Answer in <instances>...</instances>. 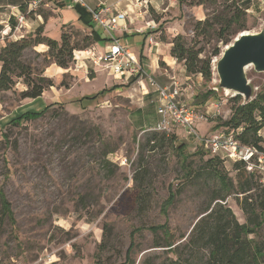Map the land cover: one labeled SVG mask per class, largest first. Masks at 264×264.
<instances>
[{
    "label": "rangeland",
    "instance_id": "1",
    "mask_svg": "<svg viewBox=\"0 0 264 264\" xmlns=\"http://www.w3.org/2000/svg\"><path fill=\"white\" fill-rule=\"evenodd\" d=\"M35 1L27 0L30 6ZM42 1L34 8V15L26 19L25 37L45 23L44 35L60 42L62 33H68L79 47L68 69L45 57L48 51L45 45L25 53L24 61L32 67L34 76L53 82V87L47 88L42 97L23 100L21 93L27 86L22 79L16 80L13 90L0 93V190L11 204L16 221L13 226L7 220L1 221L0 216V264H98V261L144 264L147 258L154 256H157L155 263L159 264L164 259L165 249L154 248L153 234L143 230L132 237V232L167 223L177 242H185L212 193L221 191L219 179L207 172L210 170L205 166L210 159L218 157H212L205 150L199 155L202 142L180 129L174 132L177 137L174 144L166 141L155 148L147 145V139L161 119L158 114L161 98L156 87L147 79L142 86L137 80L132 82L135 77L115 80L108 70L94 63V59L105 54L109 44L97 40V36H108L97 32L96 26H84L72 0ZM96 1L86 0L91 8ZM14 4L10 3L4 11L9 12ZM30 6L27 9H31ZM177 6L164 14L169 19L163 27L149 28V35L162 49L177 35H183L191 43L194 24L221 11L210 5L181 7L178 3ZM241 6L245 11L241 20L244 28L236 27L232 41L242 32H264V0H242ZM149 14L146 21L163 17L151 8ZM10 35L6 41H15ZM162 36L166 37L165 42L161 41ZM89 39L94 40L88 48L82 49ZM121 43L139 57L144 37L131 35L121 39ZM200 46L210 56L216 47L222 52L226 45L213 36ZM143 55L152 62L147 43ZM164 56L170 61L171 54ZM218 58L212 57L211 81L201 76H190L187 81L184 65L178 61L172 71L165 59L159 61L161 70L157 72L146 67L148 75L161 87L169 84L168 71L171 72L180 84L181 100L184 97V102L199 113H206L212 104L222 103L219 112L212 109L206 113L208 121L195 125L202 139L214 131L216 123L230 118L231 99L236 96L227 94L219 86L215 69ZM247 79L254 98L264 90V72L250 67ZM114 86L119 88L104 93ZM241 97L246 100V96ZM50 105L52 109L43 118L7 127L11 119L28 111H42ZM259 135L264 139V128ZM181 145L185 147L180 151ZM107 151H111L106 154L111 165L103 166ZM180 153L189 157L188 163L194 171L188 178ZM233 164L234 161L228 159L217 167L222 175L234 181ZM141 184L147 185L145 189L151 195L145 208L136 204L137 188ZM170 187L177 196L165 218L161 209ZM236 200L237 194H232L226 203L239 223L244 224L246 217ZM182 237L184 239L179 241ZM257 240L264 241V227ZM103 242L107 250L101 254L99 247ZM132 243L130 262L126 263V253Z\"/></svg>",
    "mask_w": 264,
    "mask_h": 264
},
{
    "label": "trees",
    "instance_id": "2",
    "mask_svg": "<svg viewBox=\"0 0 264 264\" xmlns=\"http://www.w3.org/2000/svg\"><path fill=\"white\" fill-rule=\"evenodd\" d=\"M180 6L188 5H210L221 9L220 14L208 15L205 20L197 21L193 26L194 38L188 43L183 35H177L171 42V57L183 63L188 76H201L205 81H211L213 76L212 57L221 54L219 47H216L212 55L205 54V50L200 46L202 41L216 36L218 42L229 45L236 27L243 29L241 25L245 11L241 6L242 0H177ZM79 12L80 22L86 26H95L91 14L80 5H76ZM20 11L25 18L34 15V10L27 14V7L21 6ZM46 21V17L43 16ZM17 26L15 18L10 19V28L14 30ZM45 23L38 27L35 33L27 37L7 42L0 50V93L9 92L16 86V80L22 79L27 86V90L21 93L23 100H36L43 96L45 90L53 87V82L48 79L35 77L32 67L24 61L25 53L39 45L48 47L44 53L49 61H53L57 66L68 69L73 62V53L78 49V44H74L71 36L63 32L61 41L50 39L44 35ZM94 39L87 41L82 47L86 49ZM97 40H103L97 36ZM104 39L103 41H107ZM161 40L166 41L162 36ZM135 79L132 80V82ZM118 86L105 90V94L110 93ZM103 93V94H104ZM231 116L227 120H220L213 130L229 129L237 132V138L243 145L254 147L259 151H264V139L259 133L264 128V90L257 93L250 101H243L241 96L231 99ZM52 106H47L44 110L34 112L28 111L16 119H11L8 128L18 127L23 122L33 121L43 118ZM241 130V131H240ZM7 135L4 138L7 140ZM177 137L174 133H160L154 131L147 139V145L155 148L163 142L174 144ZM185 146L181 145V151ZM199 155H203L202 146L198 149ZM107 151L103 157V166H110L111 162L106 159ZM181 165L185 171V176H192V169L188 163L189 157L180 153ZM224 159L214 158L207 163V168L213 176L217 177L221 183V191L212 193V196L202 210L199 220L194 225L188 239L185 242H177L175 236L170 232L167 223L163 225H152L139 228L132 232V237L143 230L150 231L154 236V248L165 249L164 259L159 264H263L264 241H258L259 233L264 227V188L262 187L258 175L249 173L245 164L234 162L233 168L236 173L235 180L222 175L218 169V164ZM138 176L134 178L137 181ZM147 186V185H146ZM142 184L137 188L138 198L136 204L145 208L149 202L150 193L146 191ZM232 194H237V204L246 217L244 224L239 223L234 212L227 206L226 199ZM151 196V195H150ZM177 193L170 187L167 200L162 204L161 213L167 218V210L175 203ZM242 198V199H240ZM0 216L1 221H9L15 226L16 221L11 204L0 190ZM144 210V209H143ZM133 239V238H132ZM182 237L179 241H182ZM133 242V241H132ZM134 248L132 243L126 253V263L130 262V253ZM107 250V245L103 242L99 251L102 254ZM163 258V257H162ZM157 256L149 257L144 264L155 263ZM98 264H102L98 261Z\"/></svg>",
    "mask_w": 264,
    "mask_h": 264
},
{
    "label": "built area",
    "instance_id": "3",
    "mask_svg": "<svg viewBox=\"0 0 264 264\" xmlns=\"http://www.w3.org/2000/svg\"><path fill=\"white\" fill-rule=\"evenodd\" d=\"M41 2L43 1L37 0L33 2L32 6H30L31 9H27V14L34 10ZM72 2L84 7L91 14L95 26L108 36L106 38L109 44L106 47L105 54L100 58L94 59V63L108 70L109 74L117 81H127L135 77L138 84H142L144 77H146L142 65L133 55L130 48L123 45L121 39L116 36L118 30L126 29L127 12L108 5H100L93 9L88 6L86 0H72ZM126 2L129 4L132 2L136 4L142 3V10H145L146 14L149 11L148 5L150 4V0H126ZM142 13H144V11H140L139 15H142ZM15 20L17 26L14 30L10 28L9 32L5 29L0 32V50L6 43L9 33L11 34L10 36L15 39L25 36L23 34V29L27 26L25 15L18 13L15 16ZM148 26L151 29L155 28V26L149 25V23ZM150 43H154L155 46H157L152 37ZM148 80L150 85L156 87V91L161 98V104L158 108V114L161 119L156 128L153 129L154 131L167 134L174 133L175 130L178 129L185 131L187 135L191 136L199 143L201 141L203 150L212 157H218L224 160L232 159L234 162L245 164L249 173L258 175L262 187L264 188V151H259L254 147L243 145L237 138L236 133L232 131L227 132L221 129L202 139L195 128V125L203 121H208L206 113L210 112L209 110L214 109L216 112H219L222 103L212 104L210 107H207V112L202 114L199 113L194 106L187 105L181 100L180 97L182 93L180 84L175 76L170 77L169 85L164 87L159 86L154 79L150 77H148ZM214 90L218 92L217 88H214ZM225 92L227 94L232 93L227 90H225ZM222 154L224 155L221 156Z\"/></svg>",
    "mask_w": 264,
    "mask_h": 264
},
{
    "label": "crops",
    "instance_id": "4",
    "mask_svg": "<svg viewBox=\"0 0 264 264\" xmlns=\"http://www.w3.org/2000/svg\"><path fill=\"white\" fill-rule=\"evenodd\" d=\"M108 1L109 2H103L102 0H98V2L96 1V3L93 4V7H94L93 9L99 7L100 5H108V6H114L121 11L127 12L128 18H127V21L125 24L126 29L118 30L116 33V36L119 37L120 39H127L131 35L137 36L138 34H140L141 36L144 37V43L140 48L141 50H140L139 57H137L135 52L130 47L129 48L132 51L133 55L138 59V61L140 62V64L143 67L144 72L146 73V77H144V79L148 80V77L152 78V76L148 75V73L146 72V67H148L149 69H152L154 72L161 70V68L159 67V64H160L159 61L162 59H165L167 62V58H165L164 55H166V54L170 55L171 46L169 44H167L168 47L162 49L160 46V43L158 41H156L152 35H149L151 31H149L150 27L148 26V23H149V25L151 24L152 26H155V28L157 26V30L159 27L160 28L163 27L166 24L167 20L169 19V17L165 16L164 14L172 12V10H171L172 6L174 8H176L175 6H177V4H178L177 0H150V4L148 5V7L151 9H154L156 12H159L160 16L163 15V17H160V19H157V20H155L153 18V19H150L148 21H146V18H147V16H150V14H149V11L146 14L145 10H142V8H141V5H143L142 3L136 4L135 2H132L131 4H129L128 2H126V0H113V1L108 0ZM167 2L170 5H166ZM10 3H16V4L10 6L9 12L4 11L8 8V5ZM21 6H24V7L28 6L29 7L30 4L27 2V0H0V32L3 31L4 29L9 31L10 19L12 17L15 18V16L18 13H21V11H20ZM3 8H6V9H3ZM177 9L180 10V7L177 6ZM140 11H144V13H142V15H139ZM96 28H97V32L99 31L104 35V32L101 29H99L98 27H96ZM179 29H180V27H179ZM151 37L153 38V40L157 44V46H155L154 43L153 44L150 43ZM101 39L104 40L107 38L102 36ZM160 39H161V37H160ZM145 43H147L148 51L151 53L152 62H150L143 55ZM93 46L95 47V45H93ZM163 51H165L164 54H163ZM161 56L163 57L162 59H161ZM167 63H168V66H170L171 71H172L175 68L174 64L177 63V61L170 57V61H168ZM184 72H186V71L184 70ZM168 74L170 77L174 76L169 71H168ZM186 76H187V81L191 79L190 76H188L187 74H186ZM135 81H136V79H135ZM148 82H149V80H148ZM142 84H143V82H142ZM142 84H140V85L142 86ZM189 88H191V87H189ZM182 99H183L182 101H184V97ZM219 130H221V129L214 130V131L208 133L207 135L214 134L215 132H217Z\"/></svg>",
    "mask_w": 264,
    "mask_h": 264
},
{
    "label": "water",
    "instance_id": "5",
    "mask_svg": "<svg viewBox=\"0 0 264 264\" xmlns=\"http://www.w3.org/2000/svg\"><path fill=\"white\" fill-rule=\"evenodd\" d=\"M251 63L257 65L258 72L264 70V37L244 39L230 51L218 69L219 86L236 96H246L245 101L252 100L249 81L243 73Z\"/></svg>",
    "mask_w": 264,
    "mask_h": 264
},
{
    "label": "bare ground",
    "instance_id": "6",
    "mask_svg": "<svg viewBox=\"0 0 264 264\" xmlns=\"http://www.w3.org/2000/svg\"><path fill=\"white\" fill-rule=\"evenodd\" d=\"M264 37V32H242L240 33L229 45L225 46L224 50L221 52L219 58L216 60V72L218 74V69L222 67L225 57L230 53V51L242 40L247 38H253V37ZM253 67L254 69L257 68V65L254 63H251L244 67V75L247 78V70ZM264 72V70L262 71ZM228 91V90H227ZM231 92V91H229ZM233 93V92H232Z\"/></svg>",
    "mask_w": 264,
    "mask_h": 264
}]
</instances>
